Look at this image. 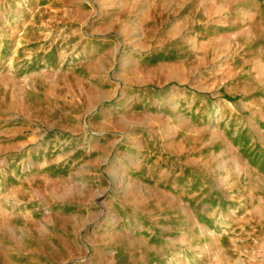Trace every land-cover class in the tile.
Segmentation results:
<instances>
[{"label": "rangeland", "instance_id": "rangeland-1", "mask_svg": "<svg viewBox=\"0 0 264 264\" xmlns=\"http://www.w3.org/2000/svg\"><path fill=\"white\" fill-rule=\"evenodd\" d=\"M0 264H264V0H0Z\"/></svg>", "mask_w": 264, "mask_h": 264}]
</instances>
